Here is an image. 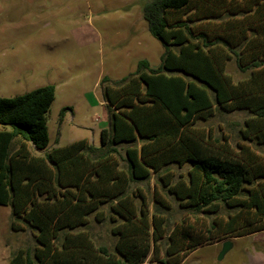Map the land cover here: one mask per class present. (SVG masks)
<instances>
[{
  "label": "trees",
  "instance_id": "trees-1",
  "mask_svg": "<svg viewBox=\"0 0 264 264\" xmlns=\"http://www.w3.org/2000/svg\"><path fill=\"white\" fill-rule=\"evenodd\" d=\"M142 15L160 62L100 80L98 146L48 148L53 85L0 96V205L31 237L8 264H183L200 246L264 231V0H148ZM232 58L247 76L226 72ZM218 111L243 115L237 138L197 124ZM151 176L150 212L138 184ZM162 191L193 218L167 228ZM106 217L111 244L91 230Z\"/></svg>",
  "mask_w": 264,
  "mask_h": 264
},
{
  "label": "rangeland",
  "instance_id": "rangeland-1",
  "mask_svg": "<svg viewBox=\"0 0 264 264\" xmlns=\"http://www.w3.org/2000/svg\"><path fill=\"white\" fill-rule=\"evenodd\" d=\"M147 1L0 0V96L20 95L47 84L54 86L55 97L47 115L48 148L79 139L98 146L100 129L108 126L100 80L104 76L111 81L122 78L133 72L142 58L150 65L159 64L162 44L148 31L142 15ZM225 69L234 80L248 74L237 69L233 58ZM242 118L240 113L218 111L197 124L212 125L215 130L219 126L237 138ZM138 186L151 212L152 194L155 186L159 187L155 177ZM162 194L171 205L164 214L167 228L186 214L193 218L192 211L179 210L171 195ZM103 210L108 213L107 206ZM10 221L11 208L0 205V264H8L12 252L31 240L28 231L12 230ZM109 226L107 217L101 224L91 222L96 242H113ZM260 245L253 236L246 235L235 238L221 258V245L213 243L193 250L182 263L247 264L248 252Z\"/></svg>",
  "mask_w": 264,
  "mask_h": 264
},
{
  "label": "crops",
  "instance_id": "crops-1",
  "mask_svg": "<svg viewBox=\"0 0 264 264\" xmlns=\"http://www.w3.org/2000/svg\"><path fill=\"white\" fill-rule=\"evenodd\" d=\"M247 236H253L257 242L261 243L259 247L254 246L251 248V251L248 252L247 264H264V231ZM234 239L235 238H232V241H234ZM215 244L221 245V242Z\"/></svg>",
  "mask_w": 264,
  "mask_h": 264
},
{
  "label": "water",
  "instance_id": "water-1",
  "mask_svg": "<svg viewBox=\"0 0 264 264\" xmlns=\"http://www.w3.org/2000/svg\"><path fill=\"white\" fill-rule=\"evenodd\" d=\"M233 241L232 239H225L221 242V250L219 252V258L223 257V255L232 247Z\"/></svg>",
  "mask_w": 264,
  "mask_h": 264
}]
</instances>
